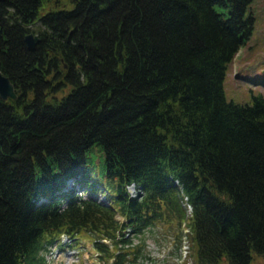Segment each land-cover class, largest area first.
Wrapping results in <instances>:
<instances>
[{"label": "trees", "instance_id": "1", "mask_svg": "<svg viewBox=\"0 0 264 264\" xmlns=\"http://www.w3.org/2000/svg\"><path fill=\"white\" fill-rule=\"evenodd\" d=\"M251 1L0 0V264H44L61 235L155 264L158 224L176 260L184 236L192 264L264 262V94L223 88Z\"/></svg>", "mask_w": 264, "mask_h": 264}, {"label": "rangeland", "instance_id": "2", "mask_svg": "<svg viewBox=\"0 0 264 264\" xmlns=\"http://www.w3.org/2000/svg\"><path fill=\"white\" fill-rule=\"evenodd\" d=\"M247 11L253 15L252 31L244 43L233 55L223 81L224 93L227 99L236 102H246L250 93L257 91L264 94V86L259 81L264 67V0H252ZM127 191L134 193V186L128 185ZM99 200L105 196L95 194ZM188 210V209H187ZM153 232L145 231L142 238L145 248L156 260L155 264H181L185 260L192 264L189 258L187 238L181 236L179 246L180 258L176 260L174 227L166 224L154 226ZM186 231L183 227L182 235ZM78 245L64 235L55 239L44 253V264H98L96 253L90 240L85 235L77 236ZM251 264H264L259 256H252Z\"/></svg>", "mask_w": 264, "mask_h": 264}, {"label": "water", "instance_id": "3", "mask_svg": "<svg viewBox=\"0 0 264 264\" xmlns=\"http://www.w3.org/2000/svg\"><path fill=\"white\" fill-rule=\"evenodd\" d=\"M23 40L26 47L32 49L39 41V37L37 34L28 32L24 35ZM16 92H18V89L14 88L9 78L0 70V98L3 100L7 98L14 99L16 97Z\"/></svg>", "mask_w": 264, "mask_h": 264}]
</instances>
